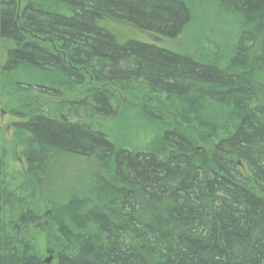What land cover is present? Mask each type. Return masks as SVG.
<instances>
[{
	"label": "trees",
	"instance_id": "trees-1",
	"mask_svg": "<svg viewBox=\"0 0 264 264\" xmlns=\"http://www.w3.org/2000/svg\"><path fill=\"white\" fill-rule=\"evenodd\" d=\"M189 3L0 0L25 164L0 131V264H264V0H211L227 30L180 51L115 29L175 39Z\"/></svg>",
	"mask_w": 264,
	"mask_h": 264
},
{
	"label": "rangeland",
	"instance_id": "rangeland-1",
	"mask_svg": "<svg viewBox=\"0 0 264 264\" xmlns=\"http://www.w3.org/2000/svg\"><path fill=\"white\" fill-rule=\"evenodd\" d=\"M211 0H189V4L193 7L194 18L187 31H185L183 36L177 37L175 39H162L158 37H153L149 33L140 32L135 30L130 25L123 22H115V29L121 34V39L124 40L127 37L135 38L140 41L153 42L160 47H164L170 50L180 51L185 49L187 46H192V39H200L193 37L196 34H200L201 38H204L203 33H210L212 30H227L225 27V23H221L213 19L214 13L213 9L210 5ZM220 24V25H219ZM228 28V26H227ZM228 32V31H227ZM204 40V39H203ZM6 59V51L1 48L0 44V69ZM31 74V72L29 73ZM51 77H56L55 73L49 75ZM17 73L10 74H2L0 70V131L1 138L4 142V145L7 150V170L8 173L12 176L20 178L24 171V162L20 153V147L13 141V123L18 121L15 115L11 114L15 108H17L21 102L22 97H24L22 92H18L15 90L14 84L16 80L19 78ZM18 84V83H17ZM33 98L36 100L43 99L42 96L39 95L38 92L32 90ZM52 100V99H51ZM54 101V100H52ZM21 106V105H20ZM209 112V111H208ZM129 118V117H127ZM124 118L123 121L126 122ZM111 129V128H110ZM134 130V129H133ZM132 130L131 136L129 135L128 128H115V124L110 131V137L114 142L120 143L119 141L124 138V134L126 137L131 138L134 144L141 142L143 143L146 139L143 138L142 132L138 135L135 134ZM138 136V138H137ZM127 142V141H125ZM258 194L264 195V191L262 189L255 190ZM46 221V219H44ZM44 226V225H43ZM48 224L45 223V227ZM33 231L39 232V236L37 239V245L39 246V254L41 255L43 252L42 244H43V233L45 231H40V227L36 226L33 228ZM42 257L44 259L48 258L49 255L43 253ZM49 261L48 264H51Z\"/></svg>",
	"mask_w": 264,
	"mask_h": 264
},
{
	"label": "water",
	"instance_id": "water-1",
	"mask_svg": "<svg viewBox=\"0 0 264 264\" xmlns=\"http://www.w3.org/2000/svg\"><path fill=\"white\" fill-rule=\"evenodd\" d=\"M50 260H51V256H49L48 258H46L44 261H45L46 263H49Z\"/></svg>",
	"mask_w": 264,
	"mask_h": 264
}]
</instances>
